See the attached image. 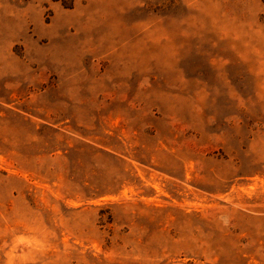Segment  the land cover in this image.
<instances>
[{"label": "rangeland", "instance_id": "374dc122", "mask_svg": "<svg viewBox=\"0 0 264 264\" xmlns=\"http://www.w3.org/2000/svg\"><path fill=\"white\" fill-rule=\"evenodd\" d=\"M0 264H264V0H0Z\"/></svg>", "mask_w": 264, "mask_h": 264}, {"label": "trees", "instance_id": "16d2710c", "mask_svg": "<svg viewBox=\"0 0 264 264\" xmlns=\"http://www.w3.org/2000/svg\"><path fill=\"white\" fill-rule=\"evenodd\" d=\"M53 1L59 2L66 9H72L75 3V0H53Z\"/></svg>", "mask_w": 264, "mask_h": 264}]
</instances>
